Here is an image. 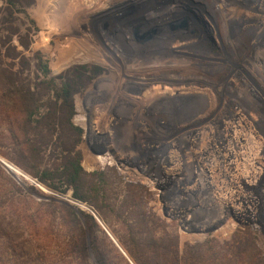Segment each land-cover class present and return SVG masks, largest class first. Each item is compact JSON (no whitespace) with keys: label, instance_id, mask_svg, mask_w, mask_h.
<instances>
[{"label":"rangeland","instance_id":"obj_1","mask_svg":"<svg viewBox=\"0 0 264 264\" xmlns=\"http://www.w3.org/2000/svg\"><path fill=\"white\" fill-rule=\"evenodd\" d=\"M0 41V78L38 100L30 158L0 108V215L27 253L264 264V0H0Z\"/></svg>","mask_w":264,"mask_h":264},{"label":"trees","instance_id":"obj_2","mask_svg":"<svg viewBox=\"0 0 264 264\" xmlns=\"http://www.w3.org/2000/svg\"><path fill=\"white\" fill-rule=\"evenodd\" d=\"M1 44V41H0ZM2 53L0 51V71L2 66L1 61ZM46 73H49V66L45 67ZM15 70L9 69L7 71V75L0 78V91L4 88L7 91V94L1 96L0 100V108L2 106L9 107V116L7 117V124L9 129L7 133L9 134L8 138L10 142L14 144V148L18 154L28 155L27 157H32V153L34 152L36 146V140L31 138V133L35 130L33 128V124L37 123L36 117L39 116V110L37 104V95L36 91L32 87L31 83L20 82V79H15ZM26 81V80H25ZM53 81V80H52ZM53 83V82H52ZM63 92L59 93L58 97H62V99L70 98L72 95V88L70 85L63 86ZM60 89V90H61ZM58 90V88H57ZM36 109V110H35ZM36 111V112H35ZM40 119V117H39ZM1 120V114H0ZM32 125V128H31ZM79 130L82 132L81 128ZM2 132L0 131V136ZM2 138V137H1ZM70 156L68 158V168L67 175L71 179H77L80 177V174L84 171L82 165V157L74 156L73 151L70 150ZM15 161V160H13ZM18 164V162H15ZM20 167H23L22 164H18ZM47 172V171H46ZM46 180H42V183H46ZM53 190H58L55 186H49ZM77 199L78 196H75ZM5 219H1L0 215V264H110L105 256L99 254L97 241L94 237H91L89 240L86 237H82V240H75L70 243H67L69 249L72 248L69 254L72 259L68 260H57L51 261L47 259L45 256H41L36 253L37 256L33 257L32 253L26 252V244L30 242L31 238L26 239V237H22L18 239V234L24 232L28 229V222H15L11 221L4 222ZM32 227V233L35 235H39L41 232L48 234L52 228H55V222L51 225H48V228L45 229L43 226V222H29ZM67 225L71 226L72 229L75 227V231L77 226H75V222H64ZM95 224V222H94ZM94 226V225H92ZM52 227V228H51ZM76 233V232H75ZM25 235V234H23ZM9 248L11 251L10 258H3V252H5L6 248ZM96 252L98 257L94 262H92L91 253ZM64 254V253H63ZM63 256H66L64 254Z\"/></svg>","mask_w":264,"mask_h":264},{"label":"water","instance_id":"obj_3","mask_svg":"<svg viewBox=\"0 0 264 264\" xmlns=\"http://www.w3.org/2000/svg\"><path fill=\"white\" fill-rule=\"evenodd\" d=\"M2 163L5 165V167H6L8 170H13V167H11L10 165L6 164L4 161H2Z\"/></svg>","mask_w":264,"mask_h":264},{"label":"flooded vegetation","instance_id":"obj_4","mask_svg":"<svg viewBox=\"0 0 264 264\" xmlns=\"http://www.w3.org/2000/svg\"><path fill=\"white\" fill-rule=\"evenodd\" d=\"M263 175H264V173H263ZM264 178V177H263Z\"/></svg>","mask_w":264,"mask_h":264}]
</instances>
